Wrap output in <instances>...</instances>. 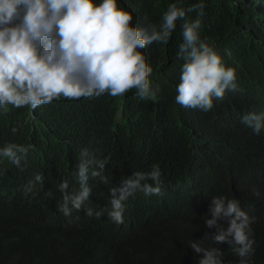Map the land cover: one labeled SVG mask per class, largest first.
I'll return each instance as SVG.
<instances>
[{"label":"trees","instance_id":"16d2710c","mask_svg":"<svg viewBox=\"0 0 264 264\" xmlns=\"http://www.w3.org/2000/svg\"><path fill=\"white\" fill-rule=\"evenodd\" d=\"M201 2L203 15L193 11L186 18L201 20V39L226 67L235 68L242 89L237 101L214 98L207 116L181 112L176 89L184 64L178 56L184 21L178 20L167 44L141 50L152 68L155 99H141L133 89L122 97L91 99L93 108L61 97L34 111L30 106L0 109V149L9 143L32 145L23 171L0 156V264H199L203 254L195 253L190 242L201 240L203 247L223 252V264H241L234 246L204 240L217 231L204 219H211V200L218 196L238 200L252 216L254 254L247 264H264V133L249 140L260 157L239 158L237 179L234 170L228 175L220 169L234 134L241 132L234 110L264 108L259 103L264 97V0H118V5L133 14L134 27H146L159 26L170 4L187 10ZM221 119L233 122V134L210 125ZM71 128L78 136L67 143ZM84 149L99 160L110 158L103 173L109 183L93 180L87 206L110 208L112 187L158 165L163 173L186 170L182 201H175V191L166 193L173 206L181 203L180 209L152 213L153 203H145L134 224H116L106 213L89 217L83 210L65 219L58 185L67 180L69 191L79 190L74 162ZM36 174L44 177V185L26 197L23 188ZM131 203L132 197L125 207Z\"/></svg>","mask_w":264,"mask_h":264},{"label":"clouds","instance_id":"9594fccd","mask_svg":"<svg viewBox=\"0 0 264 264\" xmlns=\"http://www.w3.org/2000/svg\"><path fill=\"white\" fill-rule=\"evenodd\" d=\"M204 7L201 2L185 10L173 3L159 26L149 23L134 27L133 14L120 7L118 0H100L98 4L96 0H0V109L8 112V105L30 106L34 111L61 97L93 108L91 99L104 94L122 97L133 89L141 99H155L158 89L150 88L152 68L141 50L153 43L167 44L177 21L183 20V43L178 56L184 64L176 103L184 114L207 116L214 98L237 101L242 98V89L238 87L235 68L226 67L221 56L201 39V20L190 22L186 18L193 11L202 16ZM259 103L264 106V97ZM233 120L241 132L234 134L236 139L220 169L228 175L234 170L237 179L239 158L260 157L249 140L264 133V108L236 109ZM210 125L216 131L233 134L231 120L221 119ZM68 132L71 135L66 136V142L74 143L77 131L71 128ZM31 148L32 145L9 143L0 149V156L23 171ZM78 156L74 165L79 190L69 191L67 180L58 185L62 193L58 207L65 219L72 217L73 210H83L89 217L99 218L106 213L116 224H134L136 212L145 203H153L152 213L180 209L181 203L173 206L174 199H168L166 193L171 189L176 192L175 201H182L186 170L163 173L154 165L112 187L110 208L94 210L86 204L92 197V182L100 179L105 185L109 183L103 173L110 158L99 160L88 149ZM38 185H44L41 174L24 186V195L33 193ZM47 195L51 197L53 193L48 191ZM130 197L132 203L125 207ZM209 215L211 219L206 217L205 224L217 231L211 236L206 234L204 240L234 246L241 264H247L255 243L249 212L241 209L238 200L218 196L211 200ZM202 241L190 242L195 253L203 254L199 264H223V252L217 247H203Z\"/></svg>","mask_w":264,"mask_h":264}]
</instances>
